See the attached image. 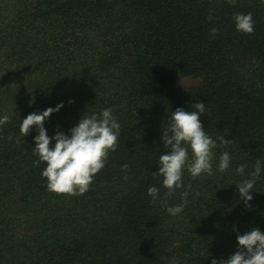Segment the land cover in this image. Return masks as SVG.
Returning a JSON list of instances; mask_svg holds the SVG:
<instances>
[{"label":"trees","instance_id":"1","mask_svg":"<svg viewBox=\"0 0 264 264\" xmlns=\"http://www.w3.org/2000/svg\"><path fill=\"white\" fill-rule=\"evenodd\" d=\"M249 12L250 35L233 19ZM212 28L219 31L212 35ZM182 76L196 84L179 88ZM198 101L207 110L204 130L232 143L213 149L212 175L194 179L185 167L184 187L168 197L157 174L159 157L170 150L162 134L176 108L193 111ZM61 104L44 123L49 137L70 134L82 115L106 108L121 124L116 151L78 196L48 190L46 163H34L38 130L20 133L27 115ZM5 115L0 264H170L173 257L211 264L235 253L237 234L264 232V0H0ZM225 150L232 160L221 173ZM258 159L249 209L237 184ZM241 164L243 175L236 172ZM150 186L159 189L155 203ZM184 191L186 207L170 215Z\"/></svg>","mask_w":264,"mask_h":264},{"label":"clouds","instance_id":"2","mask_svg":"<svg viewBox=\"0 0 264 264\" xmlns=\"http://www.w3.org/2000/svg\"><path fill=\"white\" fill-rule=\"evenodd\" d=\"M228 3L235 5L236 0H228ZM208 19L211 21L213 17L210 15ZM233 19L237 31L249 35L254 32L255 21L251 12L235 13ZM218 31L217 28L210 30L212 35ZM62 106L61 104L56 108L49 107L42 112L27 115L22 119L20 133L25 137L33 127L38 130V135L34 137V155L38 156V161L34 163H46L42 176L47 179L48 190L57 194L78 196L90 189L96 174L105 167L109 153L116 151L121 124L112 114V109L106 108L98 114L82 115L78 124L70 129V134L57 132L54 137H49L44 123ZM191 108L195 110L176 108L169 117L168 128L162 134V142L166 147H170V150L159 157L157 174L164 178L163 186L168 190L166 192L168 197L173 196L176 189L184 187L182 177L185 167L194 179L202 174L212 175L213 149L218 147L227 149L232 143L225 136L213 139L204 130L200 119L201 115L207 112L204 102H195ZM9 121V116H3L0 118V126ZM9 139L12 137L9 136ZM231 160L230 152L223 151L219 157L218 171L221 173L227 171ZM121 167L124 172L128 170V164ZM246 168L245 164L239 165L236 168L237 174L243 175ZM261 171L262 162L258 159L250 176L237 184L240 198L249 209L252 207L249 202L253 199L250 192L260 179ZM124 179L127 180L128 177L124 176ZM147 193L155 203L159 189L150 186ZM188 195V191L182 192L183 202L168 207V213L173 216L182 213L188 203ZM236 239L238 247L235 253L227 259L213 258L211 264H264V232L259 227H252L244 234H237ZM170 264H179V258L173 257Z\"/></svg>","mask_w":264,"mask_h":264},{"label":"rangeland","instance_id":"3","mask_svg":"<svg viewBox=\"0 0 264 264\" xmlns=\"http://www.w3.org/2000/svg\"><path fill=\"white\" fill-rule=\"evenodd\" d=\"M176 84L179 88L185 89L196 84V80L187 76H182L176 80Z\"/></svg>","mask_w":264,"mask_h":264}]
</instances>
